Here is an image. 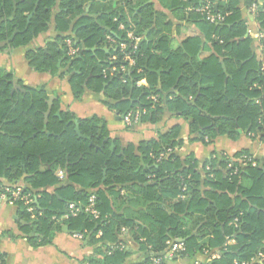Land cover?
I'll list each match as a JSON object with an SVG mask.
<instances>
[{
    "label": "trees",
    "instance_id": "1",
    "mask_svg": "<svg viewBox=\"0 0 264 264\" xmlns=\"http://www.w3.org/2000/svg\"><path fill=\"white\" fill-rule=\"evenodd\" d=\"M170 1L169 8L204 39L187 37L172 48L173 24L153 0H0V53L28 46L52 24L53 40L27 50L24 58L37 73L67 78L74 100L87 90L102 94L105 106L119 115L145 111L141 123L155 124L165 115L180 118L188 124L189 142L234 139L239 128L264 143V73L251 40L244 38L238 2ZM206 1L227 14L223 24H209L193 10ZM254 2L244 0L247 7ZM186 3H193L192 11H186ZM260 10L257 20L264 35V8ZM119 23L125 31L117 30ZM126 31L140 39L135 49ZM67 32L79 49L73 58L66 54ZM108 36L117 44L110 45ZM205 50L210 55L200 57ZM125 54L134 64L125 75L111 72L128 67ZM141 80L147 85L138 86ZM48 96L44 86H26L0 65V182L21 183L37 197L34 219L16 205L31 246L50 244L62 230L56 219L68 204L85 205L93 194L98 219L80 213L63 223L73 233L86 231L83 242L101 256L86 259L88 264H126L131 246L111 248L128 241L139 251L135 264H151L169 240L184 243L179 257L194 260L207 250L219 254L211 264L255 259L254 264H264L262 161L254 159L253 167L231 163L223 155L210 157L198 169L192 155L181 159L175 153L183 144L179 126L137 146H122L110 138L102 119H78L62 111L57 99L45 119ZM152 96H158L153 108ZM161 153L166 155L157 161ZM244 155L251 156L242 150L233 159ZM57 169L64 171V183L55 177ZM4 257L0 254V264Z\"/></svg>",
    "mask_w": 264,
    "mask_h": 264
},
{
    "label": "crops",
    "instance_id": "2",
    "mask_svg": "<svg viewBox=\"0 0 264 264\" xmlns=\"http://www.w3.org/2000/svg\"><path fill=\"white\" fill-rule=\"evenodd\" d=\"M236 1L238 2L237 7L240 10L241 17L244 19L246 25V21L249 19V7L245 5L244 0ZM153 3L155 8L165 13L167 20L173 24L172 48L176 47L180 41H183L187 37L200 35L201 38L204 39L203 34L198 32L193 25L187 23L184 19L181 20V18L176 15L177 13L169 8L172 6L170 0H153ZM192 4L193 3H186V11H192ZM113 6H115V3ZM126 21L130 23L129 16H127ZM120 24L122 23L118 24L117 30L123 32L119 30ZM122 25L124 26V24ZM247 30H250L251 34H248ZM262 32V27L256 19L255 24L246 25L244 38H249L251 40L254 55L260 65V69H262L264 73V55L260 49L256 35V33L262 34ZM55 36L56 33L51 24L47 33L41 34L28 46L19 47L4 54L7 58L5 63H7L8 66H1L7 71H11L14 78L21 80L26 86H44L49 95L54 97V100H59L62 111L73 113L78 119H85L93 116L102 119L106 124V129L110 138L118 140L122 146H127L129 144L137 146L142 141L155 139L158 133H164L173 126H179L180 138L183 144L180 148L175 150V153L181 159L187 155H192L197 162L198 169H201L203 163L214 155L218 157L224 155L233 158L236 153L242 150L248 151L254 159L260 160L264 158V143L260 141L259 138L253 137L254 135H248L247 131H243L239 128L237 129V137L234 139H230L227 136H217L212 144L203 145L199 142L188 141L191 138V136L188 135V124L180 118L165 115L155 124L141 123L140 118L137 123L126 126L122 120L125 114L119 115L118 112L108 109L105 106V99L102 94L86 90L81 100H74L67 78L59 79L49 74L37 73L28 66L24 58V54L27 50L42 47L45 43L53 40ZM64 36H66L68 40L72 39L73 35L71 32H67ZM39 41H42V44L39 45ZM92 49L94 50V48ZM210 53V51L205 50L201 52L200 57H207ZM15 56H17L18 59H24L27 72H25L22 67L20 69L21 72H18L17 64H11L12 58L14 60ZM160 72L161 69L156 71L157 74ZM19 73H23V75ZM24 75H27V79L30 82H26L23 78ZM137 85L146 86L147 82L141 80L140 84ZM255 102L258 103V101ZM57 115H59V113H57ZM212 153L214 154L211 155ZM243 184L247 185L248 182L244 179ZM121 194H123V192ZM65 221L66 220L61 219L56 221V224L62 226V230L54 234L50 244L33 247L28 242V235L21 229L25 223L18 216L17 206L0 201V254L5 256L3 264H88L86 262L88 258L100 259L101 256H99L93 246H89L86 242L78 241L72 237L73 232L69 231L67 226L63 225ZM128 242V246H131L129 248L131 249V255L126 264H135L140 258L139 251L136 246H132L130 241ZM128 246L126 249H128ZM164 264H194V260L189 257H176L167 260Z\"/></svg>",
    "mask_w": 264,
    "mask_h": 264
},
{
    "label": "built area",
    "instance_id": "3",
    "mask_svg": "<svg viewBox=\"0 0 264 264\" xmlns=\"http://www.w3.org/2000/svg\"><path fill=\"white\" fill-rule=\"evenodd\" d=\"M221 2H225L226 0H219ZM261 1L257 0L254 3L250 5L248 8L249 11V19L246 21V25H251L256 23V18H257V13L259 8L264 6H259V3ZM193 10L200 14L201 16L204 17L205 21H207L209 24L218 26L221 25L225 22L227 14L223 15L221 13L216 12L217 11V5L216 3H211L210 1H206L202 7H197L193 8ZM115 21V20H114ZM119 30L125 31V26L122 24L119 25ZM126 37L130 40L134 41V49L136 48V45L139 43L140 39L135 38L133 36V33L131 31H126ZM248 34H251L250 30H247ZM257 35V40L259 42L260 49L263 52L264 55V35L263 33H256ZM107 40L110 45H115L117 44L116 41L111 38L110 36L107 37ZM65 45L67 47V56L68 57H75L79 53V49L76 47H73L72 45V39H66ZM120 48L122 50L125 49V44L121 43ZM116 58H112V61H115ZM128 62V67H124L120 65L118 68H112L111 72L114 71H119L122 75H125V73L130 69V67L134 64L133 59L130 57L129 54H125L123 61ZM125 81V80H123ZM137 84H140L138 82ZM150 101L152 102V108L154 107L155 104L158 103V96H152L150 97ZM145 114V111L139 112L136 111L135 113H127L123 116V122L126 126H131L139 121V119L142 117V115ZM165 153H161L159 157L157 158V161H160L162 158L165 157ZM221 156L214 155L211 158H220ZM229 162L233 163L235 161H239L241 165H246L250 164L251 166H255L254 158L252 156H242L236 159L233 158H228ZM230 167V166H228ZM208 170V168H207ZM233 173H236V169L233 170ZM55 177L59 182H63L65 180V173L62 169H57L55 172ZM37 197L36 195L32 194L31 192L25 191L24 186L21 184H10L6 182H0V201L7 203L9 205L16 206L17 204H20L24 207L25 211L27 214L30 215V218L34 219L35 218V206H36V201ZM80 213H85L91 216L94 220L99 218V211L96 208V197L95 195L91 194L86 202L85 205H82L80 203H70L67 206V212L59 219H56V221L61 220H68L71 217H76ZM121 233L124 234L126 233L125 228H121ZM86 234V231L84 232H77L73 233L72 237L78 241H83L84 235ZM101 233H98V236H100ZM127 245H129V242L126 243H119L115 247L112 246L111 250L113 249H119V250H124L126 249ZM185 245L182 241L180 240H169L166 242V247L165 249L158 253L155 256H152L150 258L151 264H162L166 262L169 259L179 257L182 253L185 252ZM262 257V256H261ZM219 254L214 253L209 255L207 250L203 251V254L200 256V258L194 259V264H211V261L214 259H218ZM263 258V257H262ZM255 260H251L250 262H234V264H254Z\"/></svg>",
    "mask_w": 264,
    "mask_h": 264
},
{
    "label": "rangeland",
    "instance_id": "4",
    "mask_svg": "<svg viewBox=\"0 0 264 264\" xmlns=\"http://www.w3.org/2000/svg\"><path fill=\"white\" fill-rule=\"evenodd\" d=\"M254 1H257V0H254ZM261 2L259 3V6H264V0H260ZM259 11H261L260 10V8H259V10H258V12ZM263 12H264V10H262ZM257 19V18H256ZM40 43H38L39 45L40 44H42V41H39ZM7 53V51L4 53V52H2V53H0V65H3V66H8V64L7 63H5V60L7 59L6 58V56L4 55V54H6ZM79 54V53H78ZM77 56V55H76ZM4 61V62H3ZM11 62V61H10ZM13 63H16L17 64V66H18V72H21V67H22V69L25 71V72H27V68H26V66H25V64H24V59L23 58H17V56H15L14 57V60H13V58H12V65H13ZM18 74V73H17ZM20 75H23V73H19ZM25 80H26V82H30V81H28V77H27V75H24V77H23ZM28 85V84H27ZM225 157H227V156H225ZM227 158H230V157H227ZM56 172V171H55ZM4 182H6V181H4ZM65 182V181H64ZM64 182H62V183H64ZM6 183H8V182H6ZM10 184H12V183H10ZM18 184H21V183H18ZM22 186H23V184H21Z\"/></svg>",
    "mask_w": 264,
    "mask_h": 264
},
{
    "label": "water",
    "instance_id": "5",
    "mask_svg": "<svg viewBox=\"0 0 264 264\" xmlns=\"http://www.w3.org/2000/svg\"><path fill=\"white\" fill-rule=\"evenodd\" d=\"M31 16H32V14L29 16L28 19H30ZM12 38H13V36L10 38V40H11ZM91 51H94V50L91 49ZM60 62H61V61H59L58 66H59ZM53 100H54V97H53L52 95H49V96H48V99H47V101H46V104H47V110H46V112L44 113V118H45V119H47L48 116H49V114H50V111H51V108H52ZM74 123H75V132H76V134H77L78 136H81V135H80V132H79V130H78V122L75 120ZM113 148H114V147L112 146V147L110 148V150H113ZM260 160L264 163V158H261Z\"/></svg>",
    "mask_w": 264,
    "mask_h": 264
}]
</instances>
